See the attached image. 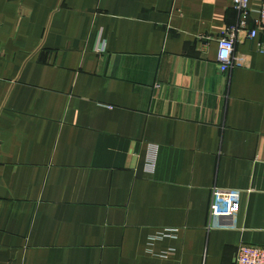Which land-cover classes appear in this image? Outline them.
Wrapping results in <instances>:
<instances>
[{
  "label": "crops",
  "instance_id": "crops-1",
  "mask_svg": "<svg viewBox=\"0 0 264 264\" xmlns=\"http://www.w3.org/2000/svg\"><path fill=\"white\" fill-rule=\"evenodd\" d=\"M232 4L0 0V264H236L264 246V30L222 73ZM215 188L241 191L223 230Z\"/></svg>",
  "mask_w": 264,
  "mask_h": 264
},
{
  "label": "built area",
  "instance_id": "built-area-1",
  "mask_svg": "<svg viewBox=\"0 0 264 264\" xmlns=\"http://www.w3.org/2000/svg\"><path fill=\"white\" fill-rule=\"evenodd\" d=\"M233 9L238 15L236 25L228 27L219 41L218 63L222 73L231 72L235 67V51L242 38H255L257 30H264V0H260L256 10L251 0H233ZM256 14L257 29L250 30V20ZM154 164V159L151 161ZM241 191L237 189L215 188L212 191L210 209L211 228L223 230L227 218H235L234 208L240 204ZM236 264H264V246L241 244L236 251Z\"/></svg>",
  "mask_w": 264,
  "mask_h": 264
}]
</instances>
